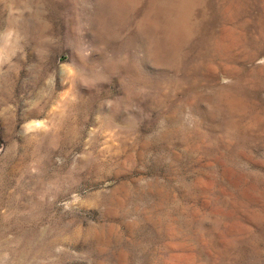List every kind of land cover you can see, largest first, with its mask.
I'll return each instance as SVG.
<instances>
[{"label": "rangeland", "instance_id": "obj_1", "mask_svg": "<svg viewBox=\"0 0 264 264\" xmlns=\"http://www.w3.org/2000/svg\"><path fill=\"white\" fill-rule=\"evenodd\" d=\"M0 264H264V0H0Z\"/></svg>", "mask_w": 264, "mask_h": 264}]
</instances>
